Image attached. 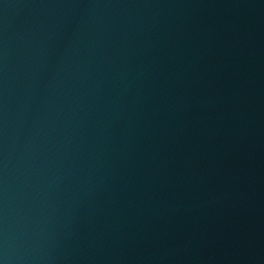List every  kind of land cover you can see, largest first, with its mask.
I'll list each match as a JSON object with an SVG mask.
<instances>
[{
	"label": "water",
	"instance_id": "1",
	"mask_svg": "<svg viewBox=\"0 0 264 264\" xmlns=\"http://www.w3.org/2000/svg\"><path fill=\"white\" fill-rule=\"evenodd\" d=\"M0 264H264V0H0Z\"/></svg>",
	"mask_w": 264,
	"mask_h": 264
}]
</instances>
